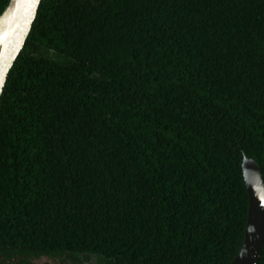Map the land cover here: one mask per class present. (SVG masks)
Here are the masks:
<instances>
[{"label": "trees", "instance_id": "trees-1", "mask_svg": "<svg viewBox=\"0 0 264 264\" xmlns=\"http://www.w3.org/2000/svg\"><path fill=\"white\" fill-rule=\"evenodd\" d=\"M244 154L264 174V0H42L0 99V254L231 264Z\"/></svg>", "mask_w": 264, "mask_h": 264}, {"label": "water", "instance_id": "water-1", "mask_svg": "<svg viewBox=\"0 0 264 264\" xmlns=\"http://www.w3.org/2000/svg\"><path fill=\"white\" fill-rule=\"evenodd\" d=\"M17 1L16 15L0 52V99L11 68L26 45L42 0H11L0 16V24ZM242 169L248 191L249 208L245 239L231 264H259L264 250V174L258 161L243 156Z\"/></svg>", "mask_w": 264, "mask_h": 264}, {"label": "rangeland", "instance_id": "rangeland-1", "mask_svg": "<svg viewBox=\"0 0 264 264\" xmlns=\"http://www.w3.org/2000/svg\"><path fill=\"white\" fill-rule=\"evenodd\" d=\"M27 264L36 261L37 263H45V264H98V260L100 259L97 255L89 254V255H78L76 257L61 255V256H39L34 258L33 256H28Z\"/></svg>", "mask_w": 264, "mask_h": 264}, {"label": "bare ground", "instance_id": "bare-ground-1", "mask_svg": "<svg viewBox=\"0 0 264 264\" xmlns=\"http://www.w3.org/2000/svg\"><path fill=\"white\" fill-rule=\"evenodd\" d=\"M18 3L15 1L12 5V8L10 9L9 14L5 17V19L0 24V52L2 51L4 47L5 39L8 35L9 29L12 26V23L14 21L16 10H17Z\"/></svg>", "mask_w": 264, "mask_h": 264}, {"label": "flooded vegetation", "instance_id": "flooded-vegetation-1", "mask_svg": "<svg viewBox=\"0 0 264 264\" xmlns=\"http://www.w3.org/2000/svg\"><path fill=\"white\" fill-rule=\"evenodd\" d=\"M0 264H22V262L19 261V256L0 254ZM29 264H42V263H37L36 261L33 260V262Z\"/></svg>", "mask_w": 264, "mask_h": 264}]
</instances>
